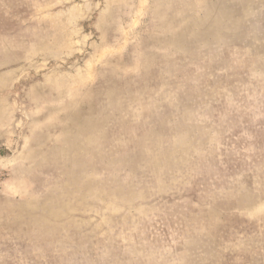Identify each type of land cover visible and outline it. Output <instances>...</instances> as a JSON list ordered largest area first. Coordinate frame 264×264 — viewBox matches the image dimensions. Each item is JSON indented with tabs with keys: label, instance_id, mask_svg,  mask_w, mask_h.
I'll use <instances>...</instances> for the list:
<instances>
[{
	"label": "rangeland",
	"instance_id": "1",
	"mask_svg": "<svg viewBox=\"0 0 264 264\" xmlns=\"http://www.w3.org/2000/svg\"><path fill=\"white\" fill-rule=\"evenodd\" d=\"M0 264H264V0H0Z\"/></svg>",
	"mask_w": 264,
	"mask_h": 264
}]
</instances>
